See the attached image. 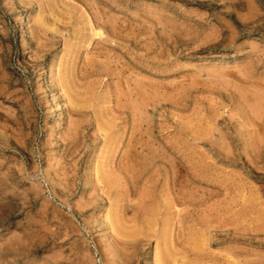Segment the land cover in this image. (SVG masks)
<instances>
[{
	"label": "rangeland",
	"instance_id": "rangeland-1",
	"mask_svg": "<svg viewBox=\"0 0 264 264\" xmlns=\"http://www.w3.org/2000/svg\"><path fill=\"white\" fill-rule=\"evenodd\" d=\"M0 264H264V0H0Z\"/></svg>",
	"mask_w": 264,
	"mask_h": 264
}]
</instances>
